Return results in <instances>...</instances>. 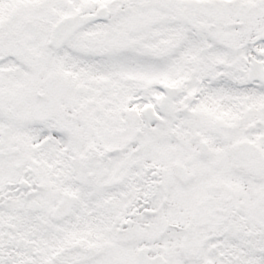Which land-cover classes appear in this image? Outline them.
Instances as JSON below:
<instances>
[{
    "label": "snow or ice",
    "instance_id": "1",
    "mask_svg": "<svg viewBox=\"0 0 264 264\" xmlns=\"http://www.w3.org/2000/svg\"><path fill=\"white\" fill-rule=\"evenodd\" d=\"M0 264H264V0H0Z\"/></svg>",
    "mask_w": 264,
    "mask_h": 264
}]
</instances>
